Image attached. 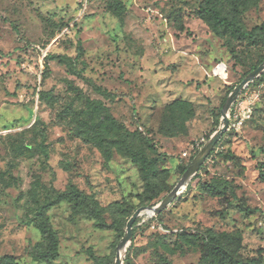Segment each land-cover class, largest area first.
Instances as JSON below:
<instances>
[{
	"label": "rangeland",
	"instance_id": "374dc122",
	"mask_svg": "<svg viewBox=\"0 0 264 264\" xmlns=\"http://www.w3.org/2000/svg\"><path fill=\"white\" fill-rule=\"evenodd\" d=\"M201 4L253 37L212 29ZM78 40L82 78L51 58L75 57ZM262 61L264 0H0V255L115 264L133 212L173 189L220 126L233 87ZM228 121L174 200L137 217L122 264H232L228 255L264 264V71ZM211 182L228 188L213 195L203 186ZM70 185L111 227L60 200L45 211L58 255L36 261L45 243L31 219Z\"/></svg>",
	"mask_w": 264,
	"mask_h": 264
},
{
	"label": "trees",
	"instance_id": "16d2710c",
	"mask_svg": "<svg viewBox=\"0 0 264 264\" xmlns=\"http://www.w3.org/2000/svg\"><path fill=\"white\" fill-rule=\"evenodd\" d=\"M198 12H199V17L201 19L209 21L212 25V29L214 30H216L215 27L219 25L225 30H230V32L233 33L238 39L253 37V34L250 31H243L241 26L229 20L228 18L223 16L217 9L210 7L207 4H201ZM82 54H83V48L81 45V41L78 40L75 57L72 58L66 55H52L51 58L53 60H57L58 63L60 64H64L65 66L72 68V70H74V72H76V74H78V76L82 78V75H80V73L75 69V63L77 62V60L81 58ZM80 62L82 64H85L84 60ZM94 89L98 94L106 98H114L113 93L103 89L100 86H94ZM88 104H96V101H88ZM37 124H39L38 121ZM41 136H42V141L40 143V146L42 147L45 157L47 158L46 143H45L46 135L42 134ZM188 164L189 163H187L180 169V173H183L185 171ZM203 186L207 191L211 192L213 195H220L224 193L225 190H227L228 188L227 184H223L222 186H220L214 182L203 183ZM60 200H68L72 202L74 208H79L81 205H85L86 208L85 213H87L88 215H90L92 218L95 219L96 226L98 228L106 229L111 227L104 222L103 218L101 217V212L97 210L95 207L91 206L92 200L90 199V197L86 195L83 191L78 190V188L75 185H70L63 193L57 195L53 201L47 203L46 205L40 206L37 212L35 213L34 217L31 219V222L40 231L45 243L44 246H42L40 249H37L32 254V258L36 261L49 260L58 255V238L56 232L54 231L48 220L45 211L47 206L56 204ZM243 210L246 212L249 211V209H243ZM152 227L161 230V227H159L158 223L157 224L153 223ZM88 255L96 263H99L98 261L99 258H97L92 252L88 251ZM227 258L229 262H231L232 264H261L259 260H255V259H251L247 262H243L241 260L235 259L231 255H228ZM0 264H18V263L13 259V257L0 255Z\"/></svg>",
	"mask_w": 264,
	"mask_h": 264
},
{
	"label": "water",
	"instance_id": "95a60500",
	"mask_svg": "<svg viewBox=\"0 0 264 264\" xmlns=\"http://www.w3.org/2000/svg\"><path fill=\"white\" fill-rule=\"evenodd\" d=\"M264 71V61H262L256 68H254L252 71H250L247 75H245L241 81L233 87L231 92L229 93L225 103L222 106V109L220 111L221 113V124L217 128V130L211 135L209 140L205 143L203 148L200 150V152L195 156L192 161L188 164L187 168L183 172L180 180L178 183L173 187V189L156 205L145 207L141 206L137 208L131 217L128 219L126 223V229L124 236L121 238L119 243L117 244V251H116V258H115V264H122V255L121 250H124L128 245V242L130 241L132 237V225L137 219L139 215L142 214V212H146L149 215H155L160 213L162 210H164L173 200L174 198L180 193V191L186 186L188 181L197 173L200 166L205 162L208 155L212 151V149L215 147L216 143L220 140L223 133L228 129L229 127V121H228V110L230 109V106L233 104V102L236 100V98L239 96V94L242 92V90L248 86L256 77H258L262 72Z\"/></svg>",
	"mask_w": 264,
	"mask_h": 264
},
{
	"label": "bare ground",
	"instance_id": "6f19581e",
	"mask_svg": "<svg viewBox=\"0 0 264 264\" xmlns=\"http://www.w3.org/2000/svg\"><path fill=\"white\" fill-rule=\"evenodd\" d=\"M120 253H121V255L123 256V255H124V250L122 249Z\"/></svg>",
	"mask_w": 264,
	"mask_h": 264
}]
</instances>
